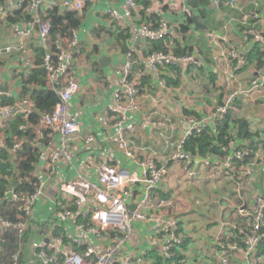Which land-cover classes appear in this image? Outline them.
Wrapping results in <instances>:
<instances>
[{"label": "built area", "instance_id": "obj_1", "mask_svg": "<svg viewBox=\"0 0 264 264\" xmlns=\"http://www.w3.org/2000/svg\"><path fill=\"white\" fill-rule=\"evenodd\" d=\"M95 1L7 0L9 12L23 10L30 16L27 21L15 24L14 34L18 42L8 49L23 50L26 41L36 37L39 47L46 52L42 63L47 73L45 86L55 91L59 100L52 111L41 113L43 131L29 142L33 146L41 145L43 150L56 142V148L48 154H43L41 150V161L44 162L35 164L32 176H24L18 170L19 156L28 139L16 137L10 148L15 169L13 174H6L5 177L11 184L14 179L17 180V185L6 186L1 202L14 209L16 220L0 215V245L8 240L5 236L10 233H15L20 241L9 256V262L0 259V264H34L25 259L26 242L30 244L28 250L41 264H159L158 257L161 264H239L238 254L242 255L244 264H264V253L259 251L264 239V194L258 195L248 210L241 207L240 213L245 220L236 227L235 232L223 229L215 236L212 253L186 263L183 255L191 237L187 230V219L181 213L183 210L179 215H172L171 212V209L177 211L185 203L182 199L164 196L161 191L169 171L168 165L158 163L155 158H140L132 143L131 135L138 131V125L129 122L128 117L140 108L142 88L140 75H134L135 64L140 62L143 65L141 75L150 74L164 86L162 76L167 68L198 63L195 54L177 55L173 51L177 35L169 21L164 18L156 23L142 20L125 53L124 63L114 69L118 77L117 86L113 87L106 81L113 94L109 107L100 119L101 127L112 128L111 134L106 133L99 141L94 134H84L82 124L71 118V102L82 92L76 68L77 56L82 54V42L75 29H71L67 38L59 37L53 42L51 22L47 15L50 9H57L61 14L67 11L82 12ZM105 1L108 6L102 15L108 19L114 31L124 30L126 20L133 18L140 10L138 0H125L121 8L114 6L117 0ZM212 1L220 5L225 0ZM244 24L248 26L246 34L254 42L264 44V32L254 24L246 21ZM165 39L172 41L167 52L143 54L147 45ZM52 45H55V50H52ZM248 53V48L231 47L222 50L220 55L222 60L235 62L231 71L234 73L248 65ZM134 54L139 55L137 60ZM21 61L34 66L31 56L27 54L22 55ZM262 88L264 64L258 67L249 90L235 89L209 115L183 116L182 133L174 143V151L168 162L181 165L189 179H196L204 168L210 179L227 174V170L237 171L232 160L242 161L251 155L247 147L233 146L225 157L193 156L186 149V143L193 135L221 121L236 99L244 94H256ZM35 112L36 104L29 93L20 96L14 104H4L0 94V131L4 132L18 117L28 119ZM147 123L155 130L164 124L151 119H147ZM5 137L6 134L0 138V150H9ZM104 144L112 148L104 150ZM115 146L121 151V156L116 154ZM82 150L88 154L78 167L75 161H78ZM253 156L251 164L239 168L247 176H252L257 168L264 172V164ZM125 159L133 161L136 167L128 166ZM61 167H72L75 175L60 177ZM94 168L93 175L91 172ZM24 185H32L34 190L16 188ZM42 198L50 201L53 208L49 218L40 223L34 217V208ZM135 235L138 243L131 245Z\"/></svg>", "mask_w": 264, "mask_h": 264}, {"label": "crops", "instance_id": "obj_2", "mask_svg": "<svg viewBox=\"0 0 264 264\" xmlns=\"http://www.w3.org/2000/svg\"><path fill=\"white\" fill-rule=\"evenodd\" d=\"M124 1L117 0L114 6L121 8ZM138 1L139 12L133 18L126 20L125 30L129 36L125 40L117 38L116 31L102 15V11L108 6L105 0H96L87 5L82 12H78L80 23L72 29L77 30L82 42V54L77 56L76 65L77 79L81 83L82 92L72 100L70 116L82 124L84 134H94L99 141L106 133L111 134L112 128L101 127L100 116L109 107L113 94V89L106 81H109L113 87L117 86L118 77L114 69L124 63L126 51L123 46L129 47L133 35L140 29L142 20L158 21L164 18L169 21L176 30L175 44L178 49L188 54H195L198 63L171 67L169 70L167 68L162 76V82L165 84L162 86L150 74L141 75L144 67L137 62L134 75H140L142 87L140 108L129 114L128 121L138 125V131L131 135V139L139 157L155 158L158 163L164 162L168 165L169 171L161 189L162 194L182 199L185 203V206L177 211L171 209V212L172 215H179L183 210L181 213L187 219V230L191 237L188 239L183 256L186 263H191L196 258L213 252L212 242L223 229L235 232L236 227L245 220L240 213L241 207L248 210L256 197L264 194V172L259 168L253 177L243 176L239 170L234 172L227 170L225 171L227 174L224 173L217 179L208 178L207 170L204 168L196 179H189L183 173L181 165L168 162L174 151V143L182 133L183 116L209 115L224 103L229 93L235 89L249 90L251 87V80L257 75L258 67L264 63V44L254 42L246 34L248 26L244 21L254 24L264 32V0H225L220 5H215L212 0ZM6 5L7 0H0V94L11 99L14 104L20 96H23L24 79L36 67V48L39 43L38 39L33 37L26 41L23 50L8 49L18 42V39L14 34V26L17 22L9 18ZM194 16L198 18L199 25L195 23ZM64 42L66 44L67 39ZM231 47L248 48L250 52L258 47L259 52L256 57L248 61L247 66L231 73L235 62L222 60L220 55L222 50L226 51ZM23 54L31 56L34 66L21 61ZM29 87L33 86L29 85ZM39 115L40 117L34 122L29 118V122L28 119L21 118L26 124H22V128L32 127L36 136L41 135L44 127L42 114ZM228 115L231 119L244 118L252 132L259 133L261 143L254 155L263 165L264 88L256 94H244L236 99ZM147 119L162 121L164 124L160 129L155 130L147 123ZM5 131H0V138L5 136ZM5 139L8 144L7 135ZM248 140L242 141L247 143ZM42 143L46 145V142ZM11 147L8 145V151ZM47 147L44 150L41 147L43 154H48L51 149L56 148V142ZM111 148V145H102L104 150ZM115 148L116 154L121 156V151L117 146ZM79 153L81 154L78 161H75L78 167L83 164L82 160L84 162L88 154L85 150ZM12 157L10 151L9 161L15 165ZM23 159V156H19V162ZM125 161L128 166L133 165V161L128 159ZM95 170L96 168L91 172L93 175ZM59 173L60 177L68 178L75 175V170L72 167H61ZM14 182L15 179L12 186L17 185V180L15 184ZM52 208L53 204L42 198L34 208L35 219L40 223L44 222L51 215ZM14 238V236L8 238L4 242L5 245L4 243L0 245V252L9 247L15 250ZM137 240L135 235L131 245H136ZM29 246L30 244L26 242L25 259L34 264H41L28 250ZM237 262L244 264L242 255H237Z\"/></svg>", "mask_w": 264, "mask_h": 264}, {"label": "trees", "instance_id": "obj_3", "mask_svg": "<svg viewBox=\"0 0 264 264\" xmlns=\"http://www.w3.org/2000/svg\"><path fill=\"white\" fill-rule=\"evenodd\" d=\"M194 0H189V2ZM9 18L15 19L14 22L19 21H27L30 16L27 12L20 10V11H8ZM47 17L50 18L51 22V36L53 42L57 40L59 37H68L69 30L75 28L79 25L80 19L78 17L77 11H67L64 14H61L57 9H50L48 11ZM145 21H149L148 19H144ZM152 23H156V21H150ZM117 38L119 40H125L129 36L127 30H117L115 32ZM172 41L169 39L154 41L151 44L147 45L143 54L146 56L151 52L154 51H168V46ZM176 42V40H174ZM125 51L127 52L128 48L123 46ZM180 48V46H179ZM55 45H52V50H55ZM173 51L177 55H187L188 52H183L178 49L177 44ZM259 52L258 47L254 48L251 52L247 54L248 61L257 56ZM45 50L38 47L36 48V63L35 68L32 69L31 73L28 75L27 78L24 79L23 82V95L30 94L33 100L35 101L37 111L39 113H32L29 117L33 122L35 119L40 117V113L42 112H50L52 111L54 105L59 100V96L57 93L48 87L45 86L47 73L46 70L43 68V58L45 56ZM138 54H134L135 59L137 60ZM262 64V63H261ZM264 64V63H263ZM262 64V65H263ZM136 66V64H135ZM169 70V68H168ZM29 85L33 86L32 88ZM4 104H13V101L6 96H2ZM28 119V122L30 121ZM24 124L23 120L18 117L16 120L10 123L8 129L5 131L8 139V145L12 146V142L14 136L18 138H26L28 142L24 144L23 149L21 150L20 156H23L24 159L18 165V170L24 175H31L32 171L35 170V164L41 161V148L38 146H33L29 143L36 134L34 133V129L32 127H23ZM26 125V124H24ZM10 132H13L10 133ZM35 134V135H34ZM259 133H254L250 129L249 123L244 118H237L231 119L228 113L224 115L223 119L219 122H216V125L208 127V129L204 130L199 134H195L190 137L186 143V149L194 156V155H212L217 157H225L229 154V152L234 148H244L251 155H248L245 160H237L233 159L232 162L236 166L237 170L241 166H246L247 164H251L253 162L254 153L258 148L261 140L259 139ZM237 139H240L237 140ZM249 139L247 143L243 142L242 140ZM235 143H234V142ZM242 141V143H241ZM233 142V144H232ZM232 144V145H231ZM234 146V147H233ZM0 158H2V162L0 161V215L5 218H10L12 220H16V212L13 208L9 207L8 205L1 202V198L4 194V190L9 183L8 179H6V174H13V170L15 169V165L13 162L9 161L10 158V151L8 149H1L0 150ZM261 162V161H260ZM16 188H25L28 191H33L34 186L32 185H24L18 186ZM243 222V221H242ZM245 223V222H244ZM241 224V223H240ZM239 224V225H240ZM245 225V224H243ZM14 238L15 245L20 241L19 238L14 233H10L9 235L5 236V238ZM14 245V247H15ZM17 246L15 247V249ZM15 250L11 247L5 248L2 252H0V259L3 261L9 262V256ZM259 251L264 253V239L259 245ZM182 259V258H179ZM178 260V259H177ZM157 261L161 264V258L158 257Z\"/></svg>", "mask_w": 264, "mask_h": 264}, {"label": "water", "instance_id": "obj_4", "mask_svg": "<svg viewBox=\"0 0 264 264\" xmlns=\"http://www.w3.org/2000/svg\"><path fill=\"white\" fill-rule=\"evenodd\" d=\"M194 21H195V23L197 24V25H199L200 23H199V21H198V18L196 17V16H194ZM205 27V26H204ZM16 183V180H15V182H14V184ZM3 245H5V243L3 244Z\"/></svg>", "mask_w": 264, "mask_h": 264}, {"label": "rangeland", "instance_id": "obj_5", "mask_svg": "<svg viewBox=\"0 0 264 264\" xmlns=\"http://www.w3.org/2000/svg\"><path fill=\"white\" fill-rule=\"evenodd\" d=\"M259 170L263 172L262 169L259 168ZM256 171H257V169H256ZM242 174H243V176H246V177H253V175H252V176H247V175H245V173H242ZM257 197H258V196H257ZM257 197H256V198H257ZM243 210H246V208H243Z\"/></svg>", "mask_w": 264, "mask_h": 264}]
</instances>
